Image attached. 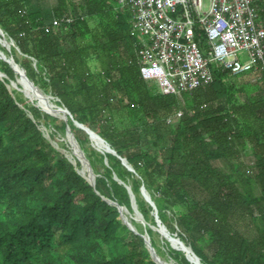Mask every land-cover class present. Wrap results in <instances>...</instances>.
Instances as JSON below:
<instances>
[{"label":"trees","instance_id":"trees-1","mask_svg":"<svg viewBox=\"0 0 264 264\" xmlns=\"http://www.w3.org/2000/svg\"><path fill=\"white\" fill-rule=\"evenodd\" d=\"M33 1L0 0V27L15 42L0 50L117 154L96 149L71 117L46 113L9 88L18 74L0 58V264H158L142 236L164 255L157 213L202 264H264V73L234 74L213 62L210 84L165 94L141 75V38L128 6ZM260 9L264 16V2ZM70 13L72 22L46 30ZM42 126L52 129L49 137ZM67 126L95 186L80 160L52 142ZM114 202L130 213L136 203L144 222L131 217L132 229ZM163 244L175 262L192 264L185 251Z\"/></svg>","mask_w":264,"mask_h":264},{"label":"built area","instance_id":"built-area-1","mask_svg":"<svg viewBox=\"0 0 264 264\" xmlns=\"http://www.w3.org/2000/svg\"><path fill=\"white\" fill-rule=\"evenodd\" d=\"M264 0H119L133 13L132 33L141 38L142 77L165 94L182 95L213 81L210 64L234 74L264 73ZM66 14L46 30L73 21ZM240 51L248 53L241 59ZM183 112L169 116L172 122Z\"/></svg>","mask_w":264,"mask_h":264},{"label":"rangeland","instance_id":"rangeland-1","mask_svg":"<svg viewBox=\"0 0 264 264\" xmlns=\"http://www.w3.org/2000/svg\"><path fill=\"white\" fill-rule=\"evenodd\" d=\"M36 1H39V0H36ZM36 1H33L32 2V4H31V6L33 7V6H36V5H40V3L39 2H36ZM40 1H42V0H40ZM55 1V0H54ZM79 0H74V2H78ZM51 2H53V0L51 1ZM50 2V3H51ZM38 3V4H37ZM120 4V3H119ZM38 5V6H39ZM40 6H42V5H40ZM45 7H47V6H45ZM43 8V7H42ZM75 13L77 12L78 14L80 13V9H79V7L78 6H76L75 7ZM71 12V11H70ZM3 46H5L6 48H7V45L6 44H2ZM13 46V45H12ZM10 48V47H9ZM2 51V50H1ZM0 51V56H4V53L3 52H1ZM240 56H241V59H243V58H245V59H247V57H248V53L246 52V51H240ZM254 75L255 74H249L248 75V78H252V77H254ZM19 78V77H18ZM20 79H18V81H17V85L16 86H20V88L22 89V91H23V93L25 94V96L27 97V99H28V101H30V102H32V103H34V104H36V105H40V107H41V109L43 110V111H45V110H47L48 111V109H47V107H46V103L43 101V100H41L37 95H36V88H34V86H25L24 84H21L20 83V81H19ZM31 84V83H30ZM36 89V90H35ZM39 90H40V92L46 97V100L50 103V105H51V107L54 109L55 108V110H57V111H59L58 110V106L57 105H59L58 103H57V100H58V98L57 97H55V96H52L51 94H47V93H44V91L42 90V89H40L39 88ZM39 90L37 91V92H39ZM45 109H43V108ZM46 112V111H45ZM59 112H61V111H59ZM46 113H48V112H46ZM50 114V113H49ZM51 115H53V114H51ZM53 116H56V117H61L62 115H53ZM43 127V129L46 131V135L49 137V132H51V130H47L46 128H45V126H42ZM57 141H61V142H64V143H66V148H63V147H59V145H58V143H57ZM52 142H53V144L56 146V147H58V148H60V150L61 151H63V152H65L66 154H67V156L73 161V162H75L76 163V159H78L79 160V158L81 159V160H83V165L81 166V168H80V172H82L83 174H85V176H88V174H89V165H88V163H86V159H85V153H84V151L82 150V148H81V151L78 149L79 148V145H77V143H75L76 141H75V139L74 138H72V137H69L67 134H65V135H62V134H57L56 135V139L55 140H52ZM75 143V144H74ZM105 145H106V143H104ZM92 145L96 148V149H101V150H103L104 152L105 151H107V148L105 147V146H102V145H99V143H98V140L96 139V138H93V140H92ZM242 161H244L246 164H248V162H252V156H251V153L250 152H247V154H243V156H242V159H241ZM94 177H95V175H94ZM135 205V208L137 207L136 206V203L134 204ZM123 217H124V219H125V222H127L131 227H133V225H132V223H131V221H130V219H131V217H134L137 221H143L144 222V220H143V217H142V214L138 211V209L136 210V211H134V213H130L129 211H124V214H123ZM155 229H156V231H159V235H157L156 236V238H157V244L159 245V246H161L162 247V249L164 250V255L161 257V256H159L160 257V260L158 261V263H160V264H178L177 262H175V260L174 259H172L170 256H169V254H168V252L165 250V248H164V244H163V240H170L171 239V241H169L170 243H171V245L174 247V248H176V249H182V247L181 246H179V244L177 243L176 245L174 244V241L173 240H175L176 238H178V237H176V236H174V235H172L168 230H167V232L168 233H165V232H162L161 231V228L160 227H155ZM192 262V264H198L197 262H196V259H194L193 261H191Z\"/></svg>","mask_w":264,"mask_h":264},{"label":"water","instance_id":"water-1","mask_svg":"<svg viewBox=\"0 0 264 264\" xmlns=\"http://www.w3.org/2000/svg\"><path fill=\"white\" fill-rule=\"evenodd\" d=\"M0 44H6L7 45V49L10 51L12 45H15V42L14 40H12L11 38H7L6 37V33L4 32V30L0 27ZM1 51V50H0ZM3 52V51H1ZM4 53V52H3ZM1 59L7 61L8 63H10V65L12 66V68L14 69V71L18 74V79H25L27 80L29 83H31L34 88H36L37 90H39V87L34 83L33 80H31L27 73H26V70L24 68H22L20 66L19 63H17L13 57V55H10V56H7L5 53H4V56H0ZM4 76H6V74L2 71H0V77L3 78ZM17 79V81H18ZM17 81H11V83L9 84V88L11 87H14V88H18L20 90H22L20 88V86H16L17 85ZM20 81V80H19ZM22 84V83H21ZM40 91V90H39ZM39 105V104H38ZM40 106V105H39ZM58 106V110L61 111V117L66 120L68 119L69 117H71L72 119L74 118L73 115L71 114L70 110L65 107L64 105H57ZM49 113V112H48ZM51 114V113H50ZM74 120V124L77 125L78 127H82V129H84L90 136V139L93 140L94 137H97L99 138L102 142L106 143V146H107V151L106 152H110V153H113V154H117V152L109 145L108 142L105 141V139H103L99 134H97L94 130L90 129L88 126L84 125L83 123H80L79 121ZM66 134L69 136V137H72L75 139V143H77V145H79L78 141L76 140L75 136H74V133L71 131V128L69 126H67V129H66ZM80 151H81V148H80V145H79V148H78ZM100 151L104 152L103 150L99 149ZM85 159H86V163H88L89 165V174L88 176H85V174H83L84 177H86V179L89 181V183L93 186H95V178H96V174L94 173L93 169H92V166L88 160V158L85 156ZM122 159V162L130 169V170H133L134 171V168L128 163L127 159L126 158H121ZM81 164L83 165V160H81L79 158ZM95 175V177H94ZM116 179H118L116 176H115ZM129 188V191L131 190L130 189V186H128ZM143 190V193L144 195L146 196L147 200L150 201L152 203V205L154 207H156L154 201L151 199L149 193L147 192V190L143 187L142 188ZM131 192V191H130ZM131 195H132V200L134 202V195L132 194L131 192ZM115 204H117L116 202H114ZM135 203H133V207H134V211L137 210V207L135 208ZM118 205V204H117ZM119 207V210L121 212V218L123 219V221L125 222V219L123 217V214H124V211H128L124 206H121V205H118ZM157 213V212H156ZM156 221H157V226L155 227H160L161 228V231L162 232H165V233H168L167 232V229L166 227L162 224L159 216H158V213L156 214ZM127 223V222H126ZM128 224V223H127ZM129 225V224H128ZM130 226V225H129ZM131 227V226H130ZM132 229H134V227H131ZM142 236L144 237L145 239V242H146V245L147 247L150 249V252H151V255H152V258L156 261V263H158V261L160 260V257L159 255L156 253L154 247L151 245V242H150V238L147 234H142ZM180 243L181 245L184 247L182 250L186 252L188 258L190 259V262L193 261L194 259H196V262L198 264H202L200 262V258L195 254V252L192 250L191 247L187 246L185 244L184 241H182L180 238H176ZM171 241V239L169 240ZM160 264V263H158Z\"/></svg>","mask_w":264,"mask_h":264},{"label":"bare ground","instance_id":"bare-ground-1","mask_svg":"<svg viewBox=\"0 0 264 264\" xmlns=\"http://www.w3.org/2000/svg\"><path fill=\"white\" fill-rule=\"evenodd\" d=\"M20 83H22V84H24L25 86H33L32 84H30L27 80H25L24 78L23 79H20ZM36 90V89H35ZM38 90H36V95L41 99V100H43L45 103H46V107H47V109H48V111L47 110H45L43 107V109L46 111V112H49V113H51V114H53V115H61L62 113L61 112H59V111H57V110H55V108L53 109L52 107H51V105H50V103L46 100V97L39 91V92H37ZM94 138H96L97 140H98V143H99V145H102V146H105L106 148H107V146L104 144V142H102L99 138H97V137H94ZM75 144V143H74ZM174 241V244L176 245L177 243L179 244V246H181L182 247V249L184 248L182 245H181V243L177 240V239H175V240H173Z\"/></svg>","mask_w":264,"mask_h":264}]
</instances>
